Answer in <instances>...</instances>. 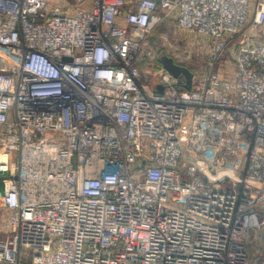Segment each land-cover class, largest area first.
<instances>
[{
  "label": "built area",
  "instance_id": "1",
  "mask_svg": "<svg viewBox=\"0 0 264 264\" xmlns=\"http://www.w3.org/2000/svg\"><path fill=\"white\" fill-rule=\"evenodd\" d=\"M126 6L0 0V264H264V0ZM166 19L208 42L189 91L141 83Z\"/></svg>",
  "mask_w": 264,
  "mask_h": 264
},
{
  "label": "rangeland",
  "instance_id": "2",
  "mask_svg": "<svg viewBox=\"0 0 264 264\" xmlns=\"http://www.w3.org/2000/svg\"><path fill=\"white\" fill-rule=\"evenodd\" d=\"M50 1V9L59 8L56 3L60 0ZM63 1L68 4L69 8H73V6L75 8L79 5L78 0ZM126 2L128 4L129 0ZM145 41L142 46V53L146 62L141 66V69L146 68L147 75L141 76V83L147 85L146 87L149 89H153L159 83V71L154 65L158 61L161 64L162 57L170 58L175 65L186 68L189 72L192 71L196 75L195 78L206 73L205 61L209 47L207 39L203 36L183 31L172 20L166 19L155 26ZM224 58L227 62L226 73L231 75L233 64L230 54L226 53ZM257 210H259L258 207ZM1 236L3 237L4 234Z\"/></svg>",
  "mask_w": 264,
  "mask_h": 264
},
{
  "label": "crops",
  "instance_id": "3",
  "mask_svg": "<svg viewBox=\"0 0 264 264\" xmlns=\"http://www.w3.org/2000/svg\"><path fill=\"white\" fill-rule=\"evenodd\" d=\"M136 0H129L126 9L130 8L133 6V3ZM250 1V6L251 8H254L256 0H249ZM79 5L74 8H69L68 4L64 2L63 0L58 1V6L59 8H62L63 10L65 9L68 13L73 14L75 13L76 10L78 9H86L90 7V0H78ZM51 1L50 0H45V5L48 11H52L53 9H50ZM68 7V8H67ZM56 8V9H59ZM248 39L253 42V43H259V44H264V26L259 27V28H251L248 30Z\"/></svg>",
  "mask_w": 264,
  "mask_h": 264
},
{
  "label": "water",
  "instance_id": "4",
  "mask_svg": "<svg viewBox=\"0 0 264 264\" xmlns=\"http://www.w3.org/2000/svg\"><path fill=\"white\" fill-rule=\"evenodd\" d=\"M160 61L162 68L166 70L173 78H184L183 86L185 90H191L193 82V74L191 72H189L186 68L175 65L170 58L162 57ZM162 89V86H157L158 91H162Z\"/></svg>",
  "mask_w": 264,
  "mask_h": 264
},
{
  "label": "trees",
  "instance_id": "5",
  "mask_svg": "<svg viewBox=\"0 0 264 264\" xmlns=\"http://www.w3.org/2000/svg\"><path fill=\"white\" fill-rule=\"evenodd\" d=\"M146 42V41H145ZM144 42V43H145ZM144 43H143V45H144ZM142 45V46H143ZM142 48H141V53H140V56H139V61H138V63H137V67L139 68V70H140V73H141V76L144 74V75H147V72H146V68H142L141 69V66L142 65H144V62H146V60H145V58L143 57V53H142ZM157 65V66H156ZM156 65H154L155 67H156V69H158V71L161 69V64L159 63V61H158V63L156 64ZM191 73L193 74V77L195 78V74L191 71ZM143 84V83H142ZM143 85H145V84H143ZM145 86H147V85H145ZM179 89L180 90H184V88L182 87V86H180L179 87Z\"/></svg>",
  "mask_w": 264,
  "mask_h": 264
}]
</instances>
